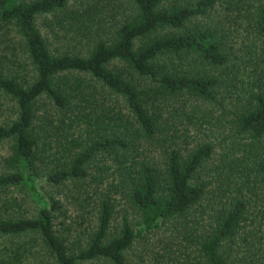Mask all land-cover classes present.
Listing matches in <instances>:
<instances>
[{
  "label": "trees",
  "instance_id": "obj_1",
  "mask_svg": "<svg viewBox=\"0 0 264 264\" xmlns=\"http://www.w3.org/2000/svg\"><path fill=\"white\" fill-rule=\"evenodd\" d=\"M0 97V264H264V0H0Z\"/></svg>",
  "mask_w": 264,
  "mask_h": 264
},
{
  "label": "rangeland",
  "instance_id": "obj_2",
  "mask_svg": "<svg viewBox=\"0 0 264 264\" xmlns=\"http://www.w3.org/2000/svg\"><path fill=\"white\" fill-rule=\"evenodd\" d=\"M104 17H105L106 21L110 20L109 16L107 14H104ZM8 113H9L8 107L5 105V102H3L2 98L0 97V120H3L5 118H7L8 117V115H7ZM220 127H224L223 124L220 123ZM1 147H0V150H2Z\"/></svg>",
  "mask_w": 264,
  "mask_h": 264
}]
</instances>
